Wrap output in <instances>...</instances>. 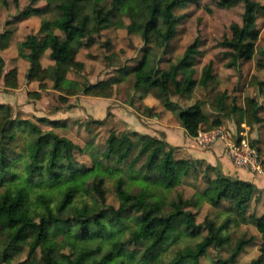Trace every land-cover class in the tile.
I'll use <instances>...</instances> for the list:
<instances>
[{"label": "trees", "instance_id": "obj_1", "mask_svg": "<svg viewBox=\"0 0 264 264\" xmlns=\"http://www.w3.org/2000/svg\"><path fill=\"white\" fill-rule=\"evenodd\" d=\"M40 0H30L35 4ZM47 5L54 0H44ZM145 0H111L108 7L101 5V0H67L63 8L64 21L57 24L61 34L36 33L27 35L22 47L29 51L27 59L29 68L26 80L37 82L39 90L47 88V81L61 94L59 100L67 103V97L77 94L98 98H110L113 87L109 84H82L72 86L67 80L70 71L80 72L83 65L75 61L79 46L88 47L94 43L101 31L111 27H121L122 18L133 20L136 14L145 8ZM244 3L241 25L230 27V37H224L221 46L228 49L227 55L233 62L250 61L254 58L255 43L258 39L256 20L264 16V6L252 0H216L221 8H230ZM80 4L87 10L85 15L77 16ZM188 5L199 6L200 0H151L148 5V20L138 26L146 46L142 61L130 70L134 76L131 97L138 102L148 94L150 89L158 88L161 94L170 97L183 96L189 91L191 64L188 58L197 53L195 41L187 47L182 59L172 65L164 74L145 70L147 58L160 39L168 41L182 22L183 16L175 13L176 9ZM31 7V6H30ZM39 8H30L25 13L41 15ZM164 28V34H162ZM82 40L75 45L76 36ZM11 31L0 34V50L7 48ZM49 50L53 65L43 68L40 58ZM171 50L164 48V53ZM257 68L264 70V51L259 54ZM231 65V64H230ZM212 61L202 69L200 84L212 79ZM186 72L184 80L178 78L179 71ZM156 72V73H155ZM4 87H18L17 70L12 68L4 73V61L0 56V79ZM251 85L262 91L263 80L251 79ZM38 99L39 92L28 94ZM136 97V98H135ZM226 118L237 117L236 125L245 124L252 127L262 122L259 112L262 106L254 99L246 97L244 107L235 103L229 107L223 100L210 104ZM141 108L152 117L151 108L140 103ZM137 107V109L140 108ZM7 109V113H10ZM181 127L190 137H195L200 127L209 122L201 105L195 104L177 113ZM38 121L50 127L60 126L58 121L40 118ZM98 120L97 124H102ZM19 127H27L33 133L40 134L38 127L27 120H16ZM221 122L214 119L210 127H218ZM122 132L117 135L110 132L106 145L100 152H92L91 165L81 166L71 162L73 150L84 153L82 149L65 138L51 135L54 143L49 150H44L39 140L26 146L20 154L9 153V147L0 146V264H200L210 248L220 249L227 241L220 235L231 218L227 216L220 224L205 218L199 225H194L195 214L191 211L176 210L166 215L159 214V204L152 195L143 190L124 191L122 175L129 177L144 174L143 179L151 176L152 183L164 190L179 186L183 178L198 173L201 162L180 159L175 156V148L164 140L148 135ZM48 135V134H46ZM40 138L43 136H39ZM10 139H13L10 138ZM136 152L133 160L128 157ZM145 157L140 170L134 165ZM118 164L126 163L121 168L113 166L110 160ZM109 161V162H108ZM206 188L198 195L201 201L209 202L213 207H223L227 215L235 214L244 223L251 224L260 242L258 255L245 264H264V211L260 215L248 214L251 201L257 194L256 187L249 182L235 177L218 174L210 177L211 167H204ZM113 182L118 205L106 204L105 183ZM199 201L192 202L193 206ZM135 214V220H130ZM137 229L136 232H133ZM200 239L196 243L182 246L172 256L167 255L169 246L179 245L185 240ZM254 238L240 239L226 261L214 264H236L237 258L250 245ZM142 244H139L141 243ZM141 248L132 249V245ZM22 254L25 258L20 259Z\"/></svg>", "mask_w": 264, "mask_h": 264}, {"label": "rangeland", "instance_id": "obj_2", "mask_svg": "<svg viewBox=\"0 0 264 264\" xmlns=\"http://www.w3.org/2000/svg\"><path fill=\"white\" fill-rule=\"evenodd\" d=\"M252 1L264 6V0ZM110 2L111 0H101V5L108 7ZM144 4L145 8L141 13L136 14L132 21L123 17L121 27H111L101 31L89 47L79 46L75 60L80 62L83 68L80 72L71 71L68 74L69 84L76 85V87L82 84L118 86L113 97L115 98L114 102L86 97L80 93L74 97H67L68 103L65 104L60 102L61 94L52 89L51 82L48 83V90H40V97L36 99L28 95L30 89L26 86L18 91L3 92L2 81L0 80V146L6 145L9 147V153L20 154L26 146L39 140L43 149L49 150L54 143L51 135H54L58 138H65L74 145L86 149L84 153L73 150L70 153L71 162L89 167L91 165L90 153L100 152L99 154L102 155L110 132L119 135L122 132H131L137 129L144 130L143 125L148 126V122H150L148 118H145L147 112L141 108V102L135 99H133L134 103L131 105L130 101L132 99L128 98L127 94L134 81V76L130 70L142 61L146 48L142 40L141 29L138 26L148 20L149 10L147 7L151 4V0H145ZM67 5V0H54L49 5L44 0H40L33 5L30 4V0H0V30H14L20 20L26 17L25 13L30 8H39L43 12L41 15L27 16L29 17L26 19L27 28H32L29 30L30 34L34 32L35 34L41 33L47 36L61 34L57 24L64 21L65 11H63V8H66ZM86 12L84 5L80 4L77 16L81 17ZM243 12V2L234 7L221 8L216 4V0H200L198 7L188 5L185 8L176 9L175 13L183 16L182 22L176 28L172 38L168 41L160 39V42L152 49L147 58L145 70L147 72L156 70L158 76L164 74L172 65L182 59L185 49L196 41L197 53L191 54L187 59L191 64V69H189L191 71H187L186 76H190L189 80L192 84L186 94L180 97H170L168 101L158 88L150 89L148 95L152 104H155V107H153L155 116L158 117L159 115V119L168 124L179 123L177 113L180 110L195 104L201 105V109L209 120L207 124L200 127L201 130H209L210 122L217 119L221 124L217 128L215 127L216 129H230L233 133L235 131V134H232L236 136L241 131L244 132L248 144L258 150L259 158L264 163V88L260 91L251 85L253 77L258 80L264 78V70L257 68L256 65L257 60L260 58L259 54L264 51V16L258 17L256 20L258 39L255 43V54L252 60L233 62L232 58L227 55L228 49L221 46L223 38H229L231 35L230 27L241 25ZM164 30L162 28V34H164ZM2 31H0V34ZM81 40L77 35L73 44L75 45ZM21 43L19 41L17 44L18 49L11 52L12 55H16L17 59H23L24 57ZM165 47L169 48L171 52L165 54ZM12 55L9 54L7 59ZM46 57L42 58L43 65L49 62L48 57ZM11 60L8 59V63H11ZM210 61L213 63L212 79L206 86H203L200 84L202 69ZM185 73L180 70L178 78L184 80ZM35 90L37 91L30 92H38L36 86ZM246 97L254 98L263 108L259 112L262 122L252 127L245 124L237 126V117L226 118L210 105L217 100H223V104L227 107L235 103L243 108ZM127 99H129V102ZM138 106H140L139 109H137ZM8 108L11 110L10 113H7ZM157 109H162V113H157ZM136 114H139V116ZM38 118L56 120L60 126L52 128L49 124L38 121ZM17 119L34 123L40 130V134L33 133L27 127H19L16 122ZM98 120H103L102 124L95 123ZM128 135L132 140H135L130 133ZM157 135L160 134L157 133ZM39 136L43 137L40 138ZM12 137L13 139H10ZM187 148V150H203L196 148L194 144ZM136 152L128 157L127 162L133 160ZM175 155L177 158L188 157L185 147L182 145L179 146V151ZM145 160V157L141 158L134 165V168L140 170ZM109 163L121 168L126 165V163L118 164L114 159L110 160ZM206 165L207 163L203 161V164H200L201 169L198 173L191 172L189 176L183 178L179 186L171 190H164L154 185L151 179L152 175L145 180L143 179L144 174L129 177L125 173L122 175V188L124 191L131 192L143 190L147 195H152L159 204L160 215H166L180 209L191 211L195 214L194 225L201 224L205 218L220 225L229 216L231 221L220 232V235L227 238V241L220 249L210 248L206 255L200 258V264H214L217 260L226 261L238 240L254 238L253 242L246 246L237 258L236 264H245L258 255L260 236L251 224L244 223L235 214L227 215L223 207L216 208L209 202L200 200L198 194L207 186L203 175V169ZM218 174L219 172L215 169L209 172V176L212 178ZM105 189L107 192L106 204L113 205L116 208L118 201L115 196L113 182L107 180ZM197 201H199L198 205L193 206L192 202L196 203ZM260 211L261 205L258 207L251 205L248 214L253 212L257 214ZM135 218L136 215L133 214L130 220L133 221ZM136 231L137 229L133 232ZM199 240L198 238L196 240L188 239L179 245L169 246L167 255L170 257L186 243H196ZM139 244H142V242ZM135 248L141 247L133 244L132 249ZM23 258H25L24 254L20 259Z\"/></svg>", "mask_w": 264, "mask_h": 264}, {"label": "crops", "instance_id": "obj_3", "mask_svg": "<svg viewBox=\"0 0 264 264\" xmlns=\"http://www.w3.org/2000/svg\"><path fill=\"white\" fill-rule=\"evenodd\" d=\"M29 17H31V16H29ZM29 17H25V18L20 20V22L17 24L16 28L14 29L16 31L8 30V29L3 30V31L8 30V31H11V33H12V36H11V39L9 41L7 48H5L2 51L0 50V56L2 57V59L4 61V73H6L8 70H10L12 68H15L17 70V81H18V87L16 89H9V88L4 87L3 78H1L0 80L2 81V89H3L2 91L5 93L12 92V91H18L22 87H25V86L30 89V90H28V93H32L30 91H37V90H35V86H36V88H38V92L40 91L37 82H29L25 79L26 74H27V70L29 68V61H27V55H28L29 51L26 49L24 50V48H22V51H23L22 55L24 56L23 59L22 58L17 59L16 55H14V54L12 55V53H11V52H15V49L16 50L18 49L17 44L19 41L23 43L26 36L30 35L29 30L32 28H27L28 25L26 23V21H27L26 19H28ZM0 31H2V30H0ZM31 34H35V32L31 33ZM23 36H24V38H23ZM49 53H50V51L46 50L40 58V63H41L43 68H46V67L53 65V61H51V59L49 58ZM9 54L12 56H10L8 59H10V60L13 59V60H11L12 61L11 63H8V59H7V56H9ZM46 55H48L47 57H48L49 62H48V64L43 65L42 58L46 57ZM68 74H67V78H68ZM49 82H51V81H47V88L44 89L43 91L48 90V83ZM117 87H115V86L113 87V95L110 98H98V97H93V98L101 99V100H108V101L114 102L115 98H113V97L115 95ZM54 91H56V90H54ZM58 94H60V93L58 92ZM127 94H128V98H130V99H131V97L135 96L134 92H132L131 89L127 91ZM77 95H79V94H77ZM77 95H74V96H77ZM74 96H69V97H74ZM86 97H92V96H86ZM176 97H180V96H176ZM127 100L129 102V99H127ZM67 103H68V101H67ZM67 103H65V104H67ZM141 103L143 105L147 106L148 108H151L152 112H154L153 107H155V104H152V101H150V96L148 94L141 100ZM113 107L115 108L116 106H113ZM118 109H120V108L118 107ZM128 109H130V108H128ZM156 111H157V113H159V112L162 113V109L161 110L157 109ZM63 112H66V111H63ZM116 114L119 115L118 112H116ZM136 115L139 116V114H136ZM145 118H148L150 121V122H148L149 127L146 125H143L145 127V128L142 127L144 130L137 129V130H133L131 132H126V133L135 132L138 134L148 135L151 137H155V138L164 140L169 146L176 148L175 153L179 151V146L182 145L185 147V150H186V153L188 154V157L186 156V157H182L180 159H188V160H193V161H198V162L200 161L201 164H203V161H204L207 163L206 166H209L212 169H215V171L219 172V174H222L225 176H230V177H235L239 180L252 183L258 191H257V194L255 195V199L253 198V200L251 201V205L252 206L255 205L257 207L261 205V211L256 214L257 216L260 215L264 211V163L262 160H261L262 161L261 173H256V172L253 173V172H250L244 168H235L234 165L231 163L230 159L228 158V156L225 152V149L223 147V144L221 142H216L207 148H202V147H199L198 145H196V143L194 141V137H190L186 133V131L181 127L180 123L168 124L167 122L160 120L159 115H158V117H156V116L150 117L147 115ZM38 119H40V118H38ZM45 119H47V118H45ZM47 120H49V119H47ZM49 121H52V120H49ZM53 121H56V120H53ZM225 130L230 132V133H233V131L230 129H225ZM157 133L160 135H157ZM234 133H235V131H234ZM240 134H242V135H240ZM159 136H161V137H159ZM238 138L239 139L245 138L246 140H248L246 138V134H244V132H242V131H241V133H239ZM191 143L194 144V146L196 148H199L200 150L203 149V150L202 151H197V149L196 150L195 149L187 150L188 149L187 147L192 146Z\"/></svg>", "mask_w": 264, "mask_h": 264}, {"label": "built area", "instance_id": "obj_4", "mask_svg": "<svg viewBox=\"0 0 264 264\" xmlns=\"http://www.w3.org/2000/svg\"><path fill=\"white\" fill-rule=\"evenodd\" d=\"M216 128L209 130L200 129L194 137L196 145L207 148L216 142H221L228 158L236 168H244L253 173H261L262 163L257 149L248 144L245 138L239 139V134L236 136L233 135L235 133L232 134L225 129Z\"/></svg>", "mask_w": 264, "mask_h": 264}]
</instances>
